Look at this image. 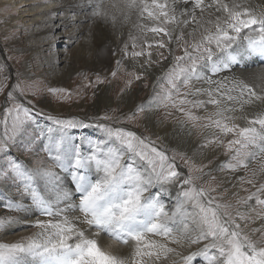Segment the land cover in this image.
<instances>
[{"label": "snow or ice", "instance_id": "obj_1", "mask_svg": "<svg viewBox=\"0 0 264 264\" xmlns=\"http://www.w3.org/2000/svg\"><path fill=\"white\" fill-rule=\"evenodd\" d=\"M88 2L92 12L86 19H91L93 24L103 20L105 24L110 21L113 27L118 22L131 25L128 34L131 52L126 41L119 49L123 56L116 60L117 70L123 58L130 55L134 65L141 69L134 73L139 81L153 64L163 68L162 62L171 58L167 70L157 77V83L165 80L168 85L163 99L182 112L193 127L206 121L202 127L212 130V139L206 138L201 148L223 146L229 157L217 170L246 169L251 160L264 154V69L257 75L261 81L257 85L236 75L214 79L234 66L244 69L253 63L264 64V3L256 0ZM88 32L94 38L92 26ZM173 44L181 49V55H175ZM153 50L159 59L153 58ZM116 51L113 50V55ZM111 75L116 77L117 71ZM193 80L202 81L206 87L191 89ZM181 82L189 88L182 97ZM95 83L103 84L105 80L97 76ZM127 83L130 87L132 80ZM4 88L0 84V91ZM16 88L14 85L7 92L10 100H16ZM64 91L49 88L51 93ZM173 93L178 102L173 101ZM200 96L207 99H197ZM184 105L191 107L186 109ZM207 105L213 110L204 117L191 111V108L206 109ZM137 112H144L142 105L122 115L134 119ZM13 114L14 135L0 138L3 139L0 151H7L8 139L23 138L33 120L31 109L16 102L11 108H4L6 132ZM120 118L106 113L102 119ZM48 119L54 120L55 128L48 129L49 142L43 151L51 163L38 159L34 167H29L13 159L7 168H0V178L12 180L22 189L21 195L31 200V204L3 203L6 211L26 215L0 216V229L12 225L36 229L32 235L15 242L0 243V264H164V261L193 264L197 258H201L202 264H264V183L257 187L255 179L247 180L255 191L238 198L233 209L231 202L220 203L211 195L217 190L215 187L205 190L194 184L191 172L195 165L184 153L173 149V156L169 157L167 150L158 149L154 142L99 122L96 126L107 133V140H89L86 151L84 139L76 143L69 138L68 130L88 128L89 123L75 118L61 120L49 116ZM229 136L231 139L225 142ZM31 143H26L25 150L38 156ZM126 151L145 161L146 166L127 163ZM177 155L186 166L191 164L187 175L176 164ZM196 170L202 176L210 175L203 167ZM260 172L264 173V164ZM256 175L253 172V177ZM68 176L70 185L66 183ZM238 179L245 182L243 177ZM169 185H178L180 189L174 208L167 207L162 200V193ZM153 188L159 191L153 194ZM252 200L255 205L250 206ZM187 204H191V211L185 207ZM256 221H260L258 227H249ZM177 223L183 227H175ZM104 236L130 251L105 248L101 244ZM193 245L199 247L184 254L182 250Z\"/></svg>", "mask_w": 264, "mask_h": 264}, {"label": "rangeland", "instance_id": "obj_2", "mask_svg": "<svg viewBox=\"0 0 264 264\" xmlns=\"http://www.w3.org/2000/svg\"><path fill=\"white\" fill-rule=\"evenodd\" d=\"M13 1L18 0H0V84H4L5 88L3 91H0V138H3L5 136L7 137H13L14 133L12 130V122L14 115L8 119L7 122V132L5 128L4 121V108H11L13 107L14 103L19 102L23 104L25 107L31 109L33 120L28 124L27 132L23 136V138H16V139H8L7 140V151H0V168H7L8 162L10 160H17L18 162H25L30 167L31 164L35 166L34 162L38 159H43L47 163H51V161L48 160V154L43 151L45 144H47L48 141V129L49 128H55L54 120H49L48 117L53 118H59L61 120H67V119H80L84 120L85 123H89L91 126L88 128H80V129H70L69 131V138L72 140H75L76 143L81 142V138L84 139L85 144V150L88 149V141H106L107 140V133L104 132L102 129L98 128L96 126L97 122L103 123L107 125L108 127H111L112 129L117 128H123L127 131L134 132L138 137L146 138L150 142H154V145L160 149L164 148L167 150V155L171 157L173 156V153L170 154V151L173 152L171 149H167L163 146V144L157 139L154 134L151 133V131L147 130L145 127V115L144 112H137L136 117L134 119H127L126 115L122 114H128L131 111H135L137 106L144 105V102L148 100L145 88L143 86L150 83L149 78L147 77V74L144 75L141 80L137 81L135 80L134 73L140 72L136 67L133 65L125 63V59L131 58L129 57L123 58V62L120 65L119 69L117 70L116 60L121 59L123 54L121 52L120 57H112L108 60L107 66L103 67V69L95 70L88 67L86 60V64H84L83 59L80 62H77L74 67L73 73L64 79L63 82L59 83L60 85H56L53 87L51 79L48 78V76L42 72L44 67L39 66V61L42 60L38 56H33L28 54V50L30 48L29 43L27 42V33L26 29L30 28L34 21L36 20V17H41L44 14H46L48 11L53 9V6H55L56 2L58 0H21L19 7L14 8V5H12ZM7 4V8L5 10H1V6L3 4ZM27 11H24V10ZM57 16L55 19H53L54 24H57L52 31V34L54 35V47L55 52L58 55H71V56H79L82 54V58L85 59H91L90 53L85 52V48L82 47V44L87 41L88 39L86 36H83V34L80 33L79 29H76L71 24L72 21L70 18L65 16V13H59L57 12ZM109 25H112L109 21ZM113 26V25H112ZM115 27H119L122 29H126L129 27V25H121L119 22L116 24ZM76 33L75 37L74 34ZM85 33V32H84ZM129 31L125 33L126 37L124 40L120 41L118 44V50L121 49L124 45V43L127 41L129 43V52H131V41L128 39ZM133 34H136L133 32ZM85 40V41H84ZM19 41L18 45L16 47H13L11 43ZM11 47H10V45ZM176 45H174L175 47ZM87 50V49H86ZM139 50V49H137ZM52 52V47L50 49L46 50L45 53ZM164 50H162L163 52ZM174 52H177L176 49ZM153 53H155V50H153ZM182 53L179 52L178 54L175 53V55H181ZM29 56V63H30V75H25L21 73V62L25 59V57ZM252 66H254L252 64ZM41 67V68H40ZM251 69H249L250 71ZM79 71V72H78ZM117 71V76L112 77L111 72ZM228 71V70H226ZM251 72V71H250ZM76 73H80L81 76H83L85 73L90 74L91 77L99 76L101 79L105 80V83L103 84H96V79L90 83L88 94H83V89L79 91V93L74 92L73 90L71 92H68L66 90L67 87L71 86L72 80L75 84H81L82 80L75 77ZM45 74V75H44ZM19 75V76H18ZM255 73H251L250 79L253 80ZM7 78V79H5ZM82 78V77H81ZM8 80V81H7ZM132 80V84L129 87L128 81ZM7 84V85H6ZM200 84V81H191L190 87H195L196 85ZM17 86L16 91L14 92V95L16 97V100H10L8 98L7 92L12 91V86ZM83 85V84H82ZM142 85V87H141ZM157 90L155 92V100L153 101L154 104H157V112L158 118H160V123H165L168 120V117H164L165 110H168L170 113V109L172 112L169 114L171 116L170 120H184L189 125L193 126V123L184 116L182 112H180L177 108H174L171 106V102L164 100V91L168 88V85L165 80H161L157 84ZM59 86V87H58ZM64 92H56L51 93L49 92V88H56V89H63ZM99 87H105L111 91H115L116 87H121V90L119 92L113 93V94H119L121 91L125 92L127 90H132L135 92H139L141 90V93H139V97L141 99L138 100L133 106L130 111H122L118 110L116 111H108V105L103 104L101 108H103V111L93 110L91 108H94L92 106L93 102H97V91ZM184 85L180 84V90H182ZM189 91V90H186ZM49 92V94H48ZM63 93V94H62ZM50 95V96H49ZM68 95V97H67ZM65 96V97H64ZM143 96V97H142ZM177 95L173 93V101L178 102ZM89 98V100H88ZM201 100H206V96H200ZM189 99H192L189 97ZM199 99V98H197ZM88 100V102H87ZM87 102L86 105H83V103ZM52 104L54 107H57L59 109V112H49L50 110L46 108L44 103ZM61 105V106H60ZM167 105V106H165ZM90 106V107H89ZM186 106V107H185ZM186 109L190 108V105H184ZM81 108V109H80ZM144 108V106H143ZM84 109V110H83ZM178 110V111H177ZM205 108H201L200 110H196L195 108H191V111L193 114L196 115V113H205ZM206 110L212 111L213 107L211 105L206 106ZM75 111V112H74ZM105 111V112H104ZM113 112V113H112ZM108 114L111 117H117L120 116L121 118L117 120H104L102 119L105 114ZM207 113V111H206ZM97 118H100L97 120ZM205 135V134H204ZM57 139L58 134H56ZM207 139H212L211 135L206 134V136L203 137V142L200 143V147L202 144L205 143ZM165 139L169 141L176 150L177 153H184L186 158H191V164H194L195 167L193 168V171L191 172V175L194 178V184L197 187H202L205 190L209 189L210 187H215L217 190L215 192H212L211 195L216 197L217 201L220 203L224 202H231L233 204V209L237 207L236 200L238 198H244L247 197L250 192L255 191V188L252 187V185H249L246 183V187L241 189L240 185L237 182V180H230L229 178H225L224 176L231 175V173H238V177H249V179H255L256 186L259 187V184L264 183V173H261L260 175H256L253 177V172L260 173V169L257 167H254L257 165L256 163L259 160H263L261 157L262 154L256 157V159L251 160L249 162L248 168H241L237 172H232L228 169L219 170L215 173H212L213 166L214 171H216L217 163L213 162L212 169L210 165L212 164V161L210 163H204L208 159H203L201 157L200 151L193 152H187L185 149H182L181 145L183 144V140L185 139V136L181 132H177L171 136H166ZM28 141H32L30 147L36 149L39 152L38 156L32 155L30 151L25 150V145ZM43 141V143L41 142ZM3 143V139H0V144ZM221 147H218L220 149ZM19 153V154H17ZM221 155V153H220ZM229 160V157L226 155L224 156V162H227ZM125 161L127 163H131L134 166H146L145 161H141L139 157H135L133 153L125 152ZM223 162V163H224ZM176 164L180 166V170L183 171L186 175L189 173V166L185 165L184 159H182L179 155L176 156ZM33 166V167H34ZM203 167L204 172L210 173V175H201L199 171H197V168ZM254 167V168H252ZM256 168V169H255ZM252 170L251 177L248 175V173ZM231 171V172H230ZM247 175V176H246ZM257 176H259L257 178ZM199 177V178H197ZM212 177H215L213 180ZM247 179V180H249ZM67 180L69 183L70 176L67 177ZM10 186L13 192L15 191L14 201L7 196V193L4 191L3 187ZM157 188H153L152 193L156 191ZM227 189V191H225ZM178 185H169L167 186V193L170 195H176L179 191ZM21 191L22 189H18V186L16 183H14L12 180L5 181L4 179L0 178V210L2 209V213H0V216H9L14 212H8L3 207V203L11 201V202H21ZM169 194H167L169 196ZM237 194V195H234ZM27 197V196H26ZM26 199V198H25ZM29 199V197H27ZM169 198L166 197V194H162V200H168ZM31 203V201H30ZM191 205V204H189ZM249 205H255V200L249 201ZM243 210V206H240ZM254 215V213H253ZM43 219H47L46 217H42ZM260 224V221H256L254 225H250L249 227H258ZM17 227L24 228V230H30L33 227H26L23 225L15 226L8 232L7 235L16 234L17 231H21L20 229H17ZM8 228V227H6ZM4 229H0V237L2 235V232ZM23 230V229H22ZM3 236V235H2ZM105 238L109 239L107 236H104ZM110 240V239H109ZM113 243H116L113 240H110ZM193 264H202L201 258H197L194 260Z\"/></svg>", "mask_w": 264, "mask_h": 264}, {"label": "bare ground", "instance_id": "obj_3", "mask_svg": "<svg viewBox=\"0 0 264 264\" xmlns=\"http://www.w3.org/2000/svg\"><path fill=\"white\" fill-rule=\"evenodd\" d=\"M6 1L11 2V0H6ZM20 1L21 0L13 1L12 5H14V8L19 7L20 4H18V3H20ZM106 2H107V0H106ZM256 3H264V0H256ZM188 7H191V5H188ZM6 8H7V4L4 3L1 6V10H5ZM24 11H27V10L25 9ZM112 11H114V10H112ZM57 12L65 13L64 15L71 19V21L73 23L71 25L73 26V28L75 27L76 29H79L80 33L83 34V36H86V38L88 40L87 41L84 40L85 42L82 44V47L85 48V52L90 53L91 59L82 58L81 57L82 54H80L79 56L76 57V56H71V55H68V56L58 55L55 52V47H54L55 40H54V35L52 34V31H53V28L56 25H58V23L60 22L59 21L57 24H54V22H53V19L58 17ZM91 12H92V6H90L88 0H58V2H56L55 6H53V9H51L50 11H48L46 14H44L41 17H38V18L36 17V20L34 21L32 26L30 28L26 29L25 33H27V35H26L27 42L30 45V48L28 50V54L32 55V57L38 56L42 59L39 61V66L44 67L42 72L45 73L49 79H51L53 87L56 85V83H58L57 85H60L59 83L63 82L65 78L70 76L75 69L74 65L77 62H80L82 59H83L84 64H86V60L89 61V62H87V65L89 64L88 67H90L91 69L99 70V69H103V67L107 66L108 60L110 58L122 56L121 52L118 50V44L120 43V41H122L126 38V37H124L125 33L127 31L131 30V25H129V27L126 29H122L119 27H113L112 25H109V24H105L103 22V20H98L97 23L93 24L91 19H86V17L91 16ZM133 19H135V17H133ZM89 26H92L94 28V38L89 37V32H88ZM244 34L245 35L248 34L247 30H245ZM75 35H76V33L74 34V37H75ZM18 42L19 41L13 42V43H11V45L13 47H16L20 43V42L19 43ZM11 45H10V47H11ZM174 45L175 44L172 45L173 50L175 51V49H176V51H177L174 53L178 54L179 52H181V49L177 46L174 47ZM50 47H52V52L49 53V51H47V53H45V51L50 49ZM113 50H117L116 55H113ZM160 51H162V50H160ZM165 54H167V53H165ZM153 58L159 59V57H157L155 55V53H153ZM140 60H141V62H143V58H140ZM124 61H125V63L133 65L139 71H141V69L139 68L138 65H134L131 58L125 59ZM171 62H172L171 58H169V60L167 62H162L163 68L153 64L151 69H149V71L147 73V77L149 78L150 83L143 86V88H145V90H146L145 93H147V95L149 94L148 100H146L144 102V105H143L144 106V115H145V127L147 128V130L151 131L152 134H154L153 136H155L157 139H159V141L163 144V146L165 148L171 149V150H173L174 147L171 143H169V141L167 139H165V137L171 136L177 132L183 133V135L185 136V139L183 140L184 142L181 145L182 149H185L187 152H191V153L193 152V150L195 151V153H196V151H200L201 157L204 160L208 159L204 163L212 161V164L210 165L211 169H212L213 162H216L217 163L216 171H214V166H213V170H212V173H215V172L219 171L217 169L219 168V165L224 162V156H226V154H225V149L223 146H219V147H221L220 149H218V146H216L215 144L210 145L207 148H201L200 147V143H202L204 140L203 137L206 136V134L211 135V132H212V130L202 127V125L204 123H206V121L202 120L199 122V124L201 126L193 127V126L189 125L186 121L181 120V119L170 120L171 116H169V114L172 112V110L170 109L169 110L170 113L168 112V110H165L166 112H162L165 115L164 117H168L167 119H164V120H168V121L165 123L164 122L160 123V118H158L159 113L157 112V109H156L157 104L156 103L151 104L155 100L154 96L156 95L155 92H156L157 86H158L157 85L158 84L157 83V77L162 76L163 72L167 70V68L171 64ZM244 63H247V62H244ZM253 65L254 66L251 65V66H248L244 69H241L239 66H234L231 71H229V70L228 71H226V70L221 71V73L218 76L214 77V79H221L222 77H225V76L231 77L233 75H236L240 78L245 79L246 82L249 84H253V85L261 84V81H259L257 79V75L261 69H264V64L253 63ZM249 69H251L250 70L251 72L249 71ZM20 71H21V73H23L25 75L31 74L29 56L25 57V59L21 62ZM251 73L256 74L254 76L253 80H251L253 76L250 79ZM81 75H80V73H76L75 77L82 80V83L80 85L75 84L72 80L71 86L66 88V90H68V92H71L73 90L74 92L79 93V91H81L84 87L82 93L84 95L88 94L89 85H90V83H92L96 79V77H91L90 74H86V73L83 76H81ZM3 77L4 76H2L1 81H3ZM154 85H155V87H154ZM141 87H142V85H141ZM199 87H206V85L203 84L202 81H200V84L196 85L195 87L191 86V89L194 90L195 88H199ZM64 88L65 87H63V89ZM185 89L189 90V88H186L184 86L183 89L180 90V96L181 97L183 96ZM120 90H121V87H116L115 91L114 90L111 91L105 87H99L98 91H97V96H98L97 102L96 103L93 102L92 106L94 108H91V109L97 110V107H98V110L103 111L102 110L103 108H101V106H103V104H106V105H108V108H107L108 111H112V109H115V108H117L118 110L120 109L122 111H130L132 109V106L136 102H138L139 99H141V97H139V93H141V90H139L138 93L133 91V89H132V90H127L125 92L121 91L119 94H117V96H116V94H113V93L119 92ZM259 90L260 89L257 88V91H259ZM48 94H49V92H48ZM67 97H68V95H67ZM121 97H122V99H121ZM197 98L201 99L200 97H197ZM88 100H89V98H88ZM88 100H87V102H88ZM87 102L84 101L83 105H86ZM44 105L46 106V108H48L50 110L49 111L50 113L51 112H59V109L57 107H54L52 104L44 103ZM195 109L200 110L201 108H195ZM204 111H205V113H202V112L196 113V116L204 117L209 112H211V111H208L206 109ZM206 111H207V113H206ZM182 121H183V124L181 123ZM211 138H212V135H211ZM227 139H231V136L225 138V142ZM171 153H173V152L170 151V154ZM220 153H221V155H220ZM17 154H19V153H17ZM261 157H263L262 158L263 160H259L256 163L257 164L256 166L254 164V167H257L260 169L261 165L264 164V154H262ZM33 166L34 165L31 164V167H33ZM254 167H252V168H254ZM257 174L260 175L261 172L257 173ZM248 175L251 177L252 170H250ZM224 177L226 179L229 178L230 180H233V179L237 180V182L239 184H242V182L238 179L239 178L238 173H231V175L224 176ZM258 177L259 176H257V178ZM247 179H249V177H244L245 182H243L242 186L240 185L242 190L244 187H246ZM70 181H71V178H70ZM263 181H264V179H263ZM66 183L70 185L67 178H66ZM41 187H42V185H41ZM3 189L7 193V196L9 197V199L10 198L12 199L16 195L15 191L13 192L11 187L8 185L3 187ZM158 191H159V189L157 188L153 194H155ZM163 193H165L166 197L169 198L166 201L163 200L165 205L169 208H174L176 203H177V196L176 195H170L166 191ZM167 194H169V196ZM20 200H21V202H23L25 204H31L30 198L27 199L26 196H21ZM12 201H14V198L12 199ZM185 207H187L189 209V211H191V207H192L191 205L187 204V205H185ZM2 211L3 210L1 209L0 213H2ZM25 215H26V213H24V212H19V213L14 212L11 214V216H20V217H23ZM31 218L35 219L34 216ZM15 226H19V225L8 226V228L4 229L5 231L3 230L4 232H2L3 236L1 235V237H0V243L15 242L17 240H20L22 237L32 235L36 231L35 228H32L30 230H27V229L24 230V228L17 227V229H20L21 231L18 230L16 234L7 235L10 230L16 229V228H13ZM175 227L182 228L183 225L177 223L175 225ZM157 239H159V237H157ZM101 244L105 248L110 247V249L113 251H120V252H125V253L130 251V248H126L123 245H118L117 243H113L105 237L102 238ZM170 246L174 247V245H170ZM198 247H199L198 245H193L191 248H184L182 251L184 252V254H188L189 251H195ZM164 264H170V261H164Z\"/></svg>", "mask_w": 264, "mask_h": 264}]
</instances>
